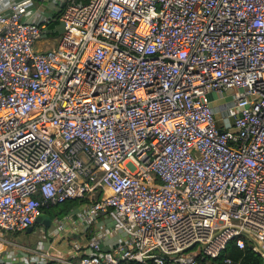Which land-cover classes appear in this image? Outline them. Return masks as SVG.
I'll use <instances>...</instances> for the list:
<instances>
[{
    "label": "built area",
    "instance_id": "1",
    "mask_svg": "<svg viewBox=\"0 0 264 264\" xmlns=\"http://www.w3.org/2000/svg\"><path fill=\"white\" fill-rule=\"evenodd\" d=\"M36 1L0 8V249L86 197L56 229L91 237L45 256L264 264V0Z\"/></svg>",
    "mask_w": 264,
    "mask_h": 264
},
{
    "label": "crops",
    "instance_id": "2",
    "mask_svg": "<svg viewBox=\"0 0 264 264\" xmlns=\"http://www.w3.org/2000/svg\"><path fill=\"white\" fill-rule=\"evenodd\" d=\"M16 0H0V8H6L8 2ZM58 0H53L52 4L53 10L58 9L56 6ZM36 6L39 4L37 0ZM57 8H56V7ZM30 9H34V5L30 6ZM29 20H35L37 17L34 15L33 11L29 12ZM41 43L38 42L36 47L43 48L40 46ZM227 93L224 94L223 100H228L226 97ZM211 100L217 102L215 96H210ZM221 105V104H219ZM218 105V106H219ZM47 216V215H46ZM50 222V223H49ZM37 224L38 227H35ZM77 227L66 230L65 232L57 233V222L55 219L47 221V223L35 222L31 229L21 231L15 234L9 235V242H7L2 249H0V264H64L57 258H52V256H45V253L54 254L55 250H60L67 255V252L70 251V244L77 242L78 240H84L85 238L91 237V233H84L81 235L82 230L80 225L76 224ZM111 225L110 219L106 216H101L94 223L93 228L95 231L103 230L104 228H109ZM70 231V232H69ZM118 235L111 234L106 235L101 239V248L109 249L116 242ZM73 238V241L71 240ZM89 250V249H85Z\"/></svg>",
    "mask_w": 264,
    "mask_h": 264
},
{
    "label": "trees",
    "instance_id": "3",
    "mask_svg": "<svg viewBox=\"0 0 264 264\" xmlns=\"http://www.w3.org/2000/svg\"><path fill=\"white\" fill-rule=\"evenodd\" d=\"M51 25H54L53 22ZM88 202L86 197L82 199L68 200L64 203L57 204L45 208L43 213L49 216L51 219H59L64 217L72 210H76L82 203ZM230 259V263H226L224 260ZM200 263L204 264V260L200 259ZM212 264H262L259 256L252 251L249 245H245L243 248H239L234 241L230 242L226 248L220 253L217 258L211 260ZM127 264V263H122ZM128 264H139L136 262H130Z\"/></svg>",
    "mask_w": 264,
    "mask_h": 264
},
{
    "label": "rangeland",
    "instance_id": "4",
    "mask_svg": "<svg viewBox=\"0 0 264 264\" xmlns=\"http://www.w3.org/2000/svg\"><path fill=\"white\" fill-rule=\"evenodd\" d=\"M54 43H55V41H54V37H51L50 39H49V43H48V46L49 47H51V46H53L54 45ZM40 46H43V47H45V46H47V43H41V45ZM227 99H228V97H226ZM226 100H223L222 98H219L218 100H217V102H214V104H216L215 106H218L219 104H221V103H224ZM41 218H42V222H44V221H47V220H49V218H47L46 216H42L41 215ZM50 223V222H49ZM38 225L39 224H37L35 227H38ZM68 230H70V228L68 227ZM71 231V230H70ZM69 231V232H70ZM89 233V232H88ZM90 234V233H89ZM91 236V235H90ZM72 241H73V238L71 239ZM78 242V241H77ZM79 244H82V242L81 241H79ZM85 249L84 248H81V252H83Z\"/></svg>",
    "mask_w": 264,
    "mask_h": 264
},
{
    "label": "water",
    "instance_id": "5",
    "mask_svg": "<svg viewBox=\"0 0 264 264\" xmlns=\"http://www.w3.org/2000/svg\"><path fill=\"white\" fill-rule=\"evenodd\" d=\"M48 218H49V220H50V217H49V216H48ZM49 220H47V221H49ZM47 221L42 222L41 215L38 216V217L36 218V220H35V222H39V223H47ZM31 228H32V227H29L28 229H31Z\"/></svg>",
    "mask_w": 264,
    "mask_h": 264
},
{
    "label": "flooded vegetation",
    "instance_id": "6",
    "mask_svg": "<svg viewBox=\"0 0 264 264\" xmlns=\"http://www.w3.org/2000/svg\"><path fill=\"white\" fill-rule=\"evenodd\" d=\"M41 215H42V216H46V214H45V213H42ZM46 217L48 218V216H46Z\"/></svg>",
    "mask_w": 264,
    "mask_h": 264
}]
</instances>
